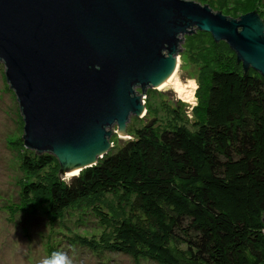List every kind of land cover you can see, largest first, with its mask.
Here are the masks:
<instances>
[{"label":"trees","instance_id":"1","mask_svg":"<svg viewBox=\"0 0 264 264\" xmlns=\"http://www.w3.org/2000/svg\"><path fill=\"white\" fill-rule=\"evenodd\" d=\"M225 1L200 0L264 24L261 0L230 9ZM206 35L211 45L195 51V106L174 101L159 119L147 110L131 139L67 182L51 154L24 151V203L48 219L84 206L102 231L79 240L96 252L158 264H264V77L226 43L195 34Z\"/></svg>","mask_w":264,"mask_h":264},{"label":"water","instance_id":"2","mask_svg":"<svg viewBox=\"0 0 264 264\" xmlns=\"http://www.w3.org/2000/svg\"><path fill=\"white\" fill-rule=\"evenodd\" d=\"M263 26L255 13L234 20L184 0H0V61L24 147L55 157L61 177L92 167L110 129L129 138L147 88L178 66L179 36L206 32L264 77Z\"/></svg>","mask_w":264,"mask_h":264},{"label":"rangeland","instance_id":"3","mask_svg":"<svg viewBox=\"0 0 264 264\" xmlns=\"http://www.w3.org/2000/svg\"><path fill=\"white\" fill-rule=\"evenodd\" d=\"M184 1L202 5L200 0ZM234 1L236 0H226L225 8L234 7ZM237 1L243 3L245 0ZM263 4L264 0H261L260 6H264ZM217 13L223 15L224 12ZM198 32L195 30L190 35H182L178 38L179 67L176 79L184 85L191 84L190 86L194 88L192 100L185 101L184 98H180L170 86L162 89L148 87L143 96L141 90L135 88L136 94L142 96L144 101V112L152 111L147 114L150 117L164 118L167 107L172 106L177 100L190 107L198 103L196 91L197 79L201 76L199 75L201 64L196 62L200 56L195 51L207 50L206 46L210 42L207 35L202 38L195 36ZM8 88L9 85L4 78V65L0 61V264H39L41 259L51 256L53 252L67 253L72 264H158L147 259L134 260L124 253L96 252L81 244L79 237L96 238L102 231L98 219L84 209V206L66 211L61 219H48L42 207L37 211L32 205H27L29 203H24L20 195L21 184L26 175L21 170L20 160L24 151H33L19 145L23 141L21 139L23 118L16 97ZM145 116L146 113L137 118L129 117L125 123L124 135L129 136L126 140L132 138L129 129L141 126L146 119ZM118 130L117 125L110 129L111 151L126 141L120 143ZM66 176L70 177V174ZM63 177L64 175L61 179Z\"/></svg>","mask_w":264,"mask_h":264},{"label":"bare ground","instance_id":"4","mask_svg":"<svg viewBox=\"0 0 264 264\" xmlns=\"http://www.w3.org/2000/svg\"><path fill=\"white\" fill-rule=\"evenodd\" d=\"M178 61H179V59L177 58V62ZM178 63H176V64L178 65ZM178 66L174 68L175 70L168 76V78L166 80H164L163 82H161L160 84H158V86L156 87V89H160V88L162 89L164 87H169L170 86L171 88L174 89V91L176 92V94L180 98H184L185 101H190V100H192L191 98H192V94H193V89L194 88L192 86H190L191 84L190 85H186V84L184 85V84L180 83L176 79V74H177V71H178ZM78 174L79 173L76 172V171H71L70 177L71 176H74V175L76 176Z\"/></svg>","mask_w":264,"mask_h":264},{"label":"clouds","instance_id":"5","mask_svg":"<svg viewBox=\"0 0 264 264\" xmlns=\"http://www.w3.org/2000/svg\"><path fill=\"white\" fill-rule=\"evenodd\" d=\"M64 181H69L71 177L64 176ZM39 264H72V260L65 252H53L51 256L40 260Z\"/></svg>","mask_w":264,"mask_h":264},{"label":"built area","instance_id":"6","mask_svg":"<svg viewBox=\"0 0 264 264\" xmlns=\"http://www.w3.org/2000/svg\"><path fill=\"white\" fill-rule=\"evenodd\" d=\"M143 100V99H142ZM144 102V101H143Z\"/></svg>","mask_w":264,"mask_h":264}]
</instances>
